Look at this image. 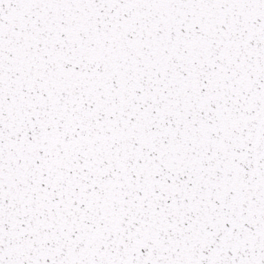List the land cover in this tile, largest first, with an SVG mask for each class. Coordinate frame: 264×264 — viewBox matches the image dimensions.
Returning a JSON list of instances; mask_svg holds the SVG:
<instances>
[{
	"label": "snow or ice",
	"instance_id": "6c2138e0",
	"mask_svg": "<svg viewBox=\"0 0 264 264\" xmlns=\"http://www.w3.org/2000/svg\"><path fill=\"white\" fill-rule=\"evenodd\" d=\"M0 264H264V0H0Z\"/></svg>",
	"mask_w": 264,
	"mask_h": 264
}]
</instances>
